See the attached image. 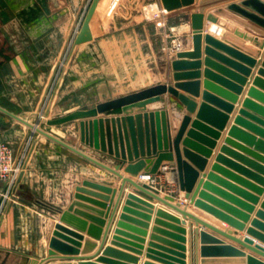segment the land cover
I'll use <instances>...</instances> for the list:
<instances>
[{"label": "crops", "instance_id": "obj_1", "mask_svg": "<svg viewBox=\"0 0 264 264\" xmlns=\"http://www.w3.org/2000/svg\"><path fill=\"white\" fill-rule=\"evenodd\" d=\"M88 1L0 0L1 107L31 122L38 121L37 114L44 105L43 102L57 62L65 50L77 18ZM235 1L241 4L243 0ZM258 1L264 4V0ZM153 3H156L158 9L164 12L162 17L153 18L149 8ZM222 6L226 8L227 4ZM243 7L264 18V11L256 6L248 4ZM204 14V34L209 33L228 45L240 49L254 59V64H245L236 58H230L246 69L242 70L233 64H222L212 58L211 60L217 66H209L206 64L208 55L205 51L208 44L203 42V56L198 60L199 65L195 70L198 75L194 80L192 79L198 82V92L193 97L198 105L202 101L208 100L213 106L224 111L228 115V119L224 128L219 131L214 126L204 124L218 132V135H212L195 125L198 121L196 119L197 112L192 114L178 141L179 153L182 161L197 171L198 180L204 173H211L215 164L224 167L239 178H230L215 172L228 183L255 197L253 200L241 194L253 206L252 210L246 212L248 218L244 221V228L238 229L231 226L190 204L185 198V191L180 189L178 182L175 143L183 117L187 112L176 98L168 94L162 95L160 101L149 104L147 111H165V115H158V121L162 133L163 125L166 124L167 152L173 155L174 160H162L159 172L149 174L148 170L153 167L158 154L163 150L156 149V153H153L152 146L151 155H147L146 147L145 154L142 155L140 147H138L137 153L132 148L131 157L126 151V158L121 164L119 172L133 179L146 176L145 182L162 190L161 197L172 194L175 196V201L165 204L163 201L145 196L127 185L121 198L116 195L109 217L100 215L99 211L104 213L105 209L102 210L92 203L91 199L100 200V198L91 193H101V195L110 197L112 189L119 190L122 183L117 175L54 140L34 133L31 128L0 110L1 136L11 144L16 156H24L21 180L6 202L0 220V248L30 257L24 263L22 256L15 257L3 252L0 255L1 264H33L35 258L36 264H144L150 255L149 244L155 241L152 236L156 234L154 231L157 219L156 210L160 207L179 216L182 221L184 219L182 226L187 231L186 264H201V247H214L217 244L211 240L202 241L200 230L204 227L194 219L184 217L173 209L178 203L182 204L181 208L217 229L242 240L249 238L253 241L252 246L260 245L264 248L263 240L248 233L252 221L256 219L257 212L264 204V184L216 162V156L220 154L221 147L226 145L225 140L229 137L230 128L235 125L237 109L241 107V101L248 97L247 92L252 86L253 78L257 75L258 69L264 65V37L257 36L251 29L214 13V8H206ZM210 17H213L215 22L211 21ZM246 20L252 22L248 18ZM219 22L227 25L228 28ZM259 27L264 30V27ZM191 31V14L169 12L164 7L162 0H99L89 22L84 41L73 47L60 86L45 105V112L49 113L48 118L59 117L76 109H88L99 102L140 91L160 82H169L170 80L171 83H174L171 69V61L174 59L172 54L175 51L174 40L180 41L183 49H191ZM185 61L191 62L192 60L185 59ZM188 71L191 70L181 72ZM208 71L213 76H209ZM170 73L171 76H169ZM179 81L191 80L182 78ZM205 81H210L224 92L206 87ZM227 93L233 96L230 97ZM205 95L213 99H206ZM223 104L229 105L230 109L223 107ZM137 111L135 110L134 114ZM122 115V112L117 110L104 115V118L111 119ZM142 122H144L143 119ZM41 124L47 132L77 146L110 166L115 167L121 163L119 158L122 159V154L116 158L82 142L80 121H72L63 125ZM110 126L112 135L115 128L119 139V129L121 128L124 132V125L119 126L118 122L113 124L111 121ZM154 127L157 131L156 117L154 118ZM106 129L107 125H105ZM128 130L130 132L129 127ZM192 131L199 136L190 135ZM255 137L264 141V138L259 135ZM231 139L264 157V149L256 148L255 145L237 137ZM186 141H191L208 150V154L201 150H194ZM27 144H29V148L26 150ZM229 148L243 158L229 153L225 154L228 159L264 179V172L254 166L260 165L264 168L263 161L256 160L237 147L229 146ZM119 151L122 153L120 144ZM186 151L196 153L204 159V167L200 168L195 164ZM142 159H145L146 162L145 166L139 168V172L126 171L129 165L133 163L137 165V162ZM4 185L0 182V192ZM252 185L259 190L252 188ZM77 186L85 187L86 191L81 192L85 198L77 199L75 197ZM108 188H110L109 191ZM130 190L149 199L155 206L147 221V226L143 227L145 234L140 235L143 241L140 242L142 247L137 253L111 245L126 195ZM71 206L73 208L69 213L74 215L78 222L61 221V211L68 210ZM57 224L68 229L61 233L63 237L70 239L72 245L78 247L77 253L62 254L56 251L52 257H48L49 240ZM207 230L211 235H214L213 237H218L243 249L246 253L256 255L264 260V257L259 256L249 247L238 245L225 235ZM69 231L79 233L84 238L79 240ZM86 237L95 239L96 244L85 250ZM157 251L160 250L157 249ZM204 256L207 259L236 257L235 254L228 252L209 253ZM151 257L154 262L159 264H162L158 262L160 259H166L153 253ZM238 259H244V264H247L245 258ZM240 263L242 262L234 264Z\"/></svg>", "mask_w": 264, "mask_h": 264}, {"label": "water", "instance_id": "obj_2", "mask_svg": "<svg viewBox=\"0 0 264 264\" xmlns=\"http://www.w3.org/2000/svg\"><path fill=\"white\" fill-rule=\"evenodd\" d=\"M98 1L99 0L92 1L81 30L76 38V45L84 41L86 33L88 31L89 22L94 15ZM162 1L164 7L169 12L173 11L191 14L192 48L177 49L173 52L172 55L174 59H172L171 61V69L173 71L172 77L175 80H173L174 83H171L170 80L169 82H160L140 91L99 102L91 108L76 109L55 118H48L49 113L46 112L45 117L41 120V123H46L48 125H63L72 121H80L82 142L86 143L91 148L107 153L116 158H119L120 154H122V159L119 158V160L121 161L119 165H116L115 167L110 166L103 161L95 158L94 156L88 154L87 152L81 150L77 146H74L64 141L63 139L47 132L40 125L36 127L35 123L31 122L28 119H24L4 109L1 106L0 110L22 122L27 127L37 131L39 134L54 140L55 142L77 153L85 159L117 175L122 180V183L119 190L116 188L112 189V195L110 197H108L107 195H101V193H91L93 196L98 197L101 200L91 199L92 203L102 210L105 209L104 213L102 211H99V213H101L100 215L109 217L111 215L112 204L115 200L116 195H118V198H121L127 185L131 186L132 189H135L139 193L152 199H159L165 204L175 201V196L172 194H166L164 197H161L160 194L162 190L150 183L145 182L142 177L133 179L132 177L125 176L119 172L121 164L126 158V151L131 157L130 152L132 148L137 153L138 147H140L142 155L145 154L144 152L146 147L147 155H151L152 146L154 149L153 153H156V149L163 150L158 154V158L153 164V167L148 170L149 174H156L159 172L162 160H174L173 155L167 152L168 143L166 124L163 125L164 131L162 133L160 131V124L158 121V115H165V111H147V107L149 104L160 101L162 95L168 94L169 96L176 98L183 105L187 112L183 117L181 128L175 143L176 168L178 172V182L180 189L185 191V198L189 201L190 204H193L196 207L216 216L217 218L229 223L235 228L242 229L244 228V221L248 218L246 212L252 210L253 208L251 203H249L247 199L243 198V196L253 200H255V197L228 183V181L218 176L215 172H219L226 177L229 176L230 178L239 179L236 175L218 164H215L213 166V171L211 173H204L198 180L197 171L193 167H191V165L182 161L179 153L178 141L182 135V132L184 131L186 124L190 121L191 115L196 112V119L198 121L195 123V125L211 133L212 135H218V132L211 130L204 124L214 126L219 131L224 128L226 120L228 119V115H226L224 111L213 106L208 102V100H204L200 103V105H198V102L193 97L198 92V82L193 80L198 75V72H196L195 70L199 65L198 60L203 56V42L205 41L206 44H208L205 48V51L208 55V57L206 58V64L209 66H217L216 63L211 60L212 58L221 62L222 64H233L238 68H241L242 70L246 69L242 65L235 63L230 58H236L237 60L245 64H254V59L249 57L248 54L244 53L240 49L228 45L227 43L213 37L209 33L204 34V12L206 8H214V13L222 15L244 27L251 29L257 36L264 37V30L259 27H264V18L243 7V5L252 4L261 11H264V4L258 0H243L241 4L237 3L235 0ZM225 3L227 4L226 8L222 6ZM245 18L250 19L254 23L247 21ZM209 19L215 22V19L213 17H210ZM220 24L228 28L227 25H224L223 23ZM185 59H189L192 61H185ZM184 70L191 71L182 73L181 71ZM207 73L209 76H213L210 71H208ZM169 76H171V73ZM182 78H187V80L191 81H179ZM205 84L206 87L221 90L213 85L210 81H205ZM233 87L236 86L233 85ZM237 90H239L238 87ZM221 92L224 91L221 90ZM247 94L248 97L241 101V107H238L237 109L234 121L235 125L230 128L228 133L229 137L225 140L226 145L221 147L220 154L216 156V162L228 168H232L243 175L249 176L258 181L260 184H264V179L262 177L247 171L246 169L226 157V155L229 153L236 155L234 151L229 148V146H234L239 148L243 152L248 153L256 160H261L264 162V157H262L255 151H252L251 149L236 143L235 141H233V139H231L232 137H237L251 145H255L256 148L264 149L263 139H257L255 137L259 135L261 138H264V65L263 67L258 69L257 75L254 76L252 86L248 89ZM227 95H229L230 97L233 96L230 95V93H227ZM205 97H207L206 99H213L208 98V95H205ZM222 106L230 109V106L227 104H223ZM117 110H120L122 112L123 115L121 117L111 119L108 117L104 118V115ZM135 110L138 111L134 114ZM155 117L157 118V131L154 127ZM142 119L144 120V122H142ZM111 121H113V124L118 122L119 126H121V124L124 125V132H122L121 128L119 129V139L115 128L112 135L110 126ZM105 125H107V131L105 130ZM128 127L130 128V132L128 130ZM190 135L199 136L193 131L190 132ZM186 142L190 146H192L194 150H201L205 152V154H208V150L195 145L191 141ZM119 144L121 146L122 153H120L119 151ZM186 154L200 168L204 167L205 160L199 157V155L190 151H186ZM240 158L243 157L240 156ZM145 162L146 160L142 159L137 162L138 164L136 163L137 165H134L133 163L126 168V171L137 173L139 172V168H142L141 166H145ZM254 166L264 172V168L260 165ZM21 176L22 173L20 174L18 181L21 180ZM252 188H254L255 190H259L253 185ZM76 190L77 193L75 194V197L77 199L85 198L83 197V195H81V192L86 191L85 187L77 186ZM109 190L110 188H108V191ZM181 205V203H178L177 205H175V207H173V209L182 214L184 217H190L194 219L199 225L204 227V229L200 230L202 241L211 240L212 242H215V244H217L214 247H201V264H234L236 262H242L240 264H244V259L238 258H245L247 264H264L263 259L259 258L256 255L248 254L243 249H239L235 245L227 243L218 237H213L214 235H211L207 229L215 233L225 235V237L229 238L238 245L249 247L259 256L264 257V248L262 246H252L253 241L249 238H245L244 240H242L238 237H235L234 235H231L228 232L226 233L217 229L216 227L199 219L194 214L181 208ZM72 206L69 207L68 210L61 211V221L67 223L78 222L74 215L69 213L73 208ZM154 208V204L149 199L130 190L126 195L125 204L122 207V212L120 213L116 229L114 230V237L111 241V245L121 247L129 252H139V248L142 247L140 242L143 241L140 235L145 234V229L143 227L147 226V221L150 219V214L154 211ZM156 214V226L154 227V231L156 234L152 236L155 241H152L149 244L148 252L150 253V255H148V261H145L144 264H159L153 261L154 259H152L151 257L152 253L161 255L162 257H165L167 259H160L158 261L162 264H186L185 258L187 231L186 228L182 226V223H184V219L182 221L179 216L161 207L157 208ZM256 216V219L252 221L251 228L248 229V233L264 241V204L262 205V208L257 212ZM63 230L68 231V229H66L62 225H56V229L54 230L49 240L48 257H52L56 251L61 252L62 254L78 252V247L72 245L70 239L68 240L66 237H63L61 233ZM69 232L76 235L79 240L80 238H84L82 235H80L79 233H75L74 231ZM158 241L159 243H156ZM95 244V239H92L91 237L85 238V250L87 248L95 246ZM157 249L160 251H157ZM3 252L6 255L12 254L15 257L22 256L24 263H26L30 259V257L27 255L11 253L10 251H6L0 248V255ZM216 252L233 253L236 255V257L207 259L204 256V254ZM36 261L37 260L35 258L33 260V264H36Z\"/></svg>", "mask_w": 264, "mask_h": 264}, {"label": "built area", "instance_id": "obj_3", "mask_svg": "<svg viewBox=\"0 0 264 264\" xmlns=\"http://www.w3.org/2000/svg\"><path fill=\"white\" fill-rule=\"evenodd\" d=\"M91 5V0H89L86 5L84 6L82 12L80 13L79 17L77 18L72 31L69 35V38L66 43L65 50L57 62L55 67L54 74L52 76L50 85L47 89V93L45 96V101L43 102V107L41 111H39V117L37 123L41 122V120L45 117V105L46 99L48 97L51 98L53 93L57 90L60 86L61 80L65 74L66 67L69 62V57L71 55L73 47L76 45V38L81 30L83 22L86 18V15L89 11ZM151 9L153 18H160L164 15L163 11L158 9V5L153 3L149 7ZM175 42V50L177 45H180V42L174 40ZM38 125V124H37ZM29 148V144L26 145V150ZM24 169V156H16L14 149L12 148L11 144L0 137V182L4 183V187L0 192V220L2 217L3 210L5 208L6 202L13 194L14 190L17 187L18 180L20 174Z\"/></svg>", "mask_w": 264, "mask_h": 264}, {"label": "rangeland", "instance_id": "obj_4", "mask_svg": "<svg viewBox=\"0 0 264 264\" xmlns=\"http://www.w3.org/2000/svg\"><path fill=\"white\" fill-rule=\"evenodd\" d=\"M181 44H182V43H181ZM50 99H51V98L48 97V100L46 99V103H47L48 101H50ZM37 115H38V117H39V113H38ZM33 123L38 124V125H40V126L42 127L41 122H40V123H37V121H36V122H33ZM32 130H33V129H32ZM33 131H34V133H38V132L35 131V130H33ZM0 137L4 140V138L1 136V134H0Z\"/></svg>", "mask_w": 264, "mask_h": 264}, {"label": "bare ground", "instance_id": "obj_5", "mask_svg": "<svg viewBox=\"0 0 264 264\" xmlns=\"http://www.w3.org/2000/svg\"><path fill=\"white\" fill-rule=\"evenodd\" d=\"M178 42H180V41H178ZM177 49H183V48H182V44H181V42H180V45H177L176 50H177ZM35 126L38 127L37 124H35ZM145 178H146V176H145V177H142V179H145Z\"/></svg>", "mask_w": 264, "mask_h": 264}]
</instances>
